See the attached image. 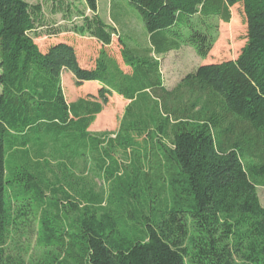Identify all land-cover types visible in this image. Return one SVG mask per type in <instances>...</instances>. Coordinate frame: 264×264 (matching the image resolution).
Masks as SVG:
<instances>
[{"label": "trees", "instance_id": "16d2710c", "mask_svg": "<svg viewBox=\"0 0 264 264\" xmlns=\"http://www.w3.org/2000/svg\"><path fill=\"white\" fill-rule=\"evenodd\" d=\"M53 1L70 21L73 6ZM84 1L92 17L77 10L68 27L49 26L41 4L0 0V264H15L5 237L29 214L52 256L42 264H264V0H128L152 46L134 55L120 41L130 74L104 49L87 69L75 46L37 43L71 32L112 46L117 30ZM237 5L248 27L238 58L169 90L151 55L189 45L207 59ZM65 71L104 87L68 103ZM114 94L130 101L119 130L92 134Z\"/></svg>", "mask_w": 264, "mask_h": 264}, {"label": "rangeland", "instance_id": "374dc122", "mask_svg": "<svg viewBox=\"0 0 264 264\" xmlns=\"http://www.w3.org/2000/svg\"><path fill=\"white\" fill-rule=\"evenodd\" d=\"M28 2L43 6L47 14V23L49 26L56 25L65 18L63 14L52 13V10L56 9V4L53 0H28ZM102 3L103 17L105 20L111 18L117 24V30L119 31V34L114 35L113 38V45L110 48L111 56H116L120 60L122 59V44L120 41L134 55L139 52L142 53L143 49L149 48L150 44L144 37V33L148 32L144 26L140 12L134 5L128 0H113L112 9L109 12L106 1L103 0ZM66 4L73 6L72 12L74 16L70 19L72 23L66 20L67 22L64 25L73 27V25L81 24L82 19L78 17L77 10L78 12L86 11V15L92 17V13L87 10L84 0H66ZM247 36L248 27L243 7L237 5L231 9L230 22H219L218 37L207 59L200 58L195 49L189 45H183L180 50L173 51L165 56L159 57L152 54L151 57L161 58V71L163 72L164 85L169 90H173L187 75L194 73L201 66L238 58L241 50L247 43ZM58 40L65 41L67 38L61 36L51 41L57 42ZM37 43L44 49L49 41L42 38ZM76 46L83 64L88 62L90 57H96L100 52L99 44L91 40L88 36L79 39ZM62 86L69 103L77 102L87 92L95 90V86L93 85L85 86L84 84V86L78 87L76 85V78L71 72L63 75ZM129 104L121 97L113 95L109 99V103L104 106L103 112L97 116L95 123L90 127L89 131L92 134L116 133L119 130L120 123ZM102 115H105L104 123L98 126L97 124ZM51 163L56 167L57 162L55 160L51 159ZM75 172L77 176H81L80 169ZM93 181L98 189H100L99 187H104L101 180L93 179ZM257 189L261 204L264 207V182H261ZM18 208L16 207V211ZM16 219V222L12 223V226L9 227V232L5 237L6 243L3 247L5 259L10 258L15 264H42L48 258H51V254H48L49 250L44 249L38 244L40 233L38 217L29 214L28 218L21 216Z\"/></svg>", "mask_w": 264, "mask_h": 264}, {"label": "crops", "instance_id": "0c3cea01", "mask_svg": "<svg viewBox=\"0 0 264 264\" xmlns=\"http://www.w3.org/2000/svg\"><path fill=\"white\" fill-rule=\"evenodd\" d=\"M104 1H106V3H107V6H108V10H109V12L111 11V9H112V6H113V0H104ZM103 2V0H98V15H99V17L106 23V24H108V25H110L111 27H113V28H115L116 30H117V24L111 19V18H108V20H105V18L103 17V8H102V3ZM89 11V10H88ZM64 23H66L65 21H61L60 23H59V25H64ZM119 34V31L117 30V35ZM61 36H64V37H66L67 38V40H63L62 42H66V43H69V44H71V45H73V46H75V47H77L76 46V43H78V41H79V39H82V38H85V37H81L80 35H77V34H75V33H71V32H68V33H62L60 36H59V38L61 37ZM144 37H145V39L149 42V48H151L152 46H151V36H150V34H148V33H144ZM43 38H45V39H47L48 41H49V43L47 44V46L43 49L42 48V50L43 51H47V49H49V47H51V45H53L54 43H59L60 41L58 40L57 42H55V41H51L52 39H57V38H52V39H49V38H47V37H43ZM42 38H40V39H38L37 41H39V40H41ZM91 40H93V41H95L97 44H99V46H100V52H99V54L96 56V57H93V58H89V60H88V62H85L84 64L82 63V61H81V58H80V55H79V58H80V63H81V65L84 67V68H87V69H94L95 67H96V63H97V59L99 58V56H100V53H101V51L104 49V50H106V51H108V54H109V56H111V54H110V48L112 47V46H110V47H106V46H103L102 44H100L96 39H94V38H90ZM39 44V43H38ZM113 45V44H112ZM77 49V48H76ZM77 51H78V49H77ZM171 53V52H170ZM169 54V53H168ZM168 54H166V55H168ZM165 56V55H164ZM113 58H115L116 60H117V62L119 63V65H120V67H121V69L126 73V74H130L131 73V69L129 68V67H127L126 65H125V63H124V61H123V58L120 60L119 58H117L116 56H112ZM159 57H161V56H159ZM155 59H157V60H160L161 58H155ZM123 62V63H122ZM123 65V66H122ZM162 68V67H161ZM66 73H68L67 71H65L64 73H63V75L64 74H66ZM161 73H163L162 71H161ZM63 75H62V80H63ZM163 75V74H162ZM164 80V79H163ZM87 85H93V86H95L94 87V89L95 90H90L89 92H87L86 93V95L84 96V97H80L79 99H81V98H86V97H88L89 95H93V96H98V93H99V91L104 87V85L101 83V82H87V83H85V86H87ZM84 86V85H83ZM82 87V86H81ZM115 96H119V95H117V94H114ZM119 97H121V96H119ZM123 100H125L123 97H121ZM125 101H127V100H125ZM128 103H130V101H127ZM69 103V102H68Z\"/></svg>", "mask_w": 264, "mask_h": 264}]
</instances>
